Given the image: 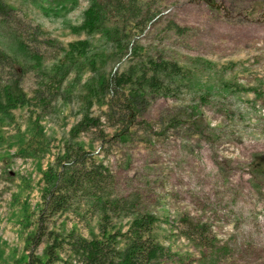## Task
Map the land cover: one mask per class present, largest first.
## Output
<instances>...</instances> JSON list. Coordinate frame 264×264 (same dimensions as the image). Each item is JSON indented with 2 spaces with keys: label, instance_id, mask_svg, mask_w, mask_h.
Returning a JSON list of instances; mask_svg holds the SVG:
<instances>
[{
  "label": "rangeland",
  "instance_id": "1",
  "mask_svg": "<svg viewBox=\"0 0 264 264\" xmlns=\"http://www.w3.org/2000/svg\"><path fill=\"white\" fill-rule=\"evenodd\" d=\"M2 1L63 49L36 44L35 65L0 25V50L18 64L12 91L23 98L8 116L0 113V264H25L30 253L42 257L48 242L28 239L42 171L81 116H102L101 99L82 103V86L95 68L128 77L124 90L144 95L147 108L137 120L150 128L134 125L122 141L101 149L85 135L71 140L97 152L114 176L115 195L155 217L153 236L166 256L154 264H264V0H139L154 19L137 34L134 55L98 32L77 29L89 0ZM167 21L182 33L166 30ZM78 40L87 42L84 53L67 61L68 44ZM47 83L41 108L29 98ZM35 133L42 143L30 148ZM98 214L83 204L47 226L91 238L98 235ZM132 216L112 217L109 230H125ZM183 218L205 226L207 244L184 237Z\"/></svg>",
  "mask_w": 264,
  "mask_h": 264
},
{
  "label": "trees",
  "instance_id": "2",
  "mask_svg": "<svg viewBox=\"0 0 264 264\" xmlns=\"http://www.w3.org/2000/svg\"><path fill=\"white\" fill-rule=\"evenodd\" d=\"M43 1L56 5L71 0ZM143 4L139 0H89L77 29L86 33L98 32L119 48L126 49L130 55L137 54V34L154 19V13ZM0 25L7 32L15 50L23 58L33 59L35 65L40 58L33 47L36 44L63 49L58 41L47 38L36 24L27 20L18 10L8 8L2 0ZM164 27L176 34L183 31V28L172 21H167ZM86 43L78 40L68 44L65 51L67 61L76 58V54H83ZM95 63L92 59H86V65L95 66ZM16 66L18 64L0 50V78L4 80L0 82V113L3 116H8L11 109L23 102L22 96L13 94L12 91L13 88L18 89ZM2 72L5 74L3 77ZM64 72H60L61 77ZM94 75L91 81L82 86V103L87 105L92 98L101 99L105 110L101 112L102 116H81L70 128L71 139L85 135L101 149L105 144L109 147L114 142L122 141L134 125L150 128L147 122L137 120L147 108V100L138 90L125 92L128 77L124 73L114 69L103 71L95 68ZM57 83L59 84V80H56ZM48 85L49 83L33 88L29 98L40 104L41 108L47 105ZM169 123L173 125L174 120ZM108 128L111 129L110 133ZM39 138L38 134L33 135L30 148L41 145ZM71 139L64 142L52 165L42 171L39 210L34 220V232L28 239L35 245L42 239L48 244L42 248V257L30 253L25 264H154L160 257H165V248L153 236L155 217L138 212L125 197L115 195L114 176L97 160V152L91 150V147L86 149L81 143ZM83 204L99 212L97 236L84 238L74 230L59 234L48 229L51 218L74 212ZM117 215H134L123 231L109 230L111 218ZM181 221L184 225V237L196 240L200 245L208 243L209 236L203 224L186 218Z\"/></svg>",
  "mask_w": 264,
  "mask_h": 264
}]
</instances>
